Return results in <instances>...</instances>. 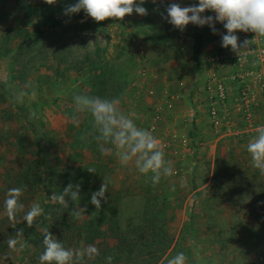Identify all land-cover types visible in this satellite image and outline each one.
Returning a JSON list of instances; mask_svg holds the SVG:
<instances>
[{"label":"rangeland","instance_id":"374dc122","mask_svg":"<svg viewBox=\"0 0 264 264\" xmlns=\"http://www.w3.org/2000/svg\"><path fill=\"white\" fill-rule=\"evenodd\" d=\"M76 2L0 0V195L12 182L8 177L4 182V166L18 165L19 152L35 164L43 136L48 175L92 167L99 186L109 178L108 191L119 190L123 231L142 218L146 200L163 202L160 212L173 243L158 264L179 252L186 264H264V175L246 150L256 128L264 125V103L255 106L257 120L255 114L245 119L238 106L237 68L225 61L224 68H216L230 71V84L226 99L216 103L221 118L216 124L210 111L219 95L209 87L211 65L191 58L193 31L205 32L218 52L223 49L219 37L209 25L175 28L163 18L168 5L152 0L142 5L147 15L133 12L98 23L81 10L58 25L52 22ZM78 94L118 98L121 110L134 112L136 125L160 141L175 175L153 184L151 173L121 164L115 149L102 155L90 134L92 117L81 114L79 126L72 122ZM51 195L46 193L48 199ZM251 236L263 242L244 244ZM32 252V245L13 251L11 264H29Z\"/></svg>","mask_w":264,"mask_h":264},{"label":"clouds","instance_id":"9594fccd","mask_svg":"<svg viewBox=\"0 0 264 264\" xmlns=\"http://www.w3.org/2000/svg\"><path fill=\"white\" fill-rule=\"evenodd\" d=\"M48 4L56 3V0H45ZM156 3L157 0H152ZM145 0H77L74 4H68L64 8V14L71 16L84 10L86 15L96 22H102L109 18L123 20L126 15L133 12L140 15H147L148 11L142 5ZM206 10L215 13V16L201 15ZM167 15L163 16L168 23L183 31L189 23L199 26L209 25L213 33H217L216 22L219 21L227 29L226 34H222V47L228 48L239 55L253 43V40L245 39L240 41L235 34L237 30L255 33V37H264V0H199L198 4L182 7L179 3H171L166 8ZM163 15V14H162ZM98 40L100 33L96 34ZM89 42L88 45L91 44ZM24 93L17 97L21 99ZM35 95V92H32ZM74 113L72 122L79 126L81 114H89L92 117V133L99 144L102 155H109L115 149V154L123 165L133 164L142 174H152L153 184L159 183L161 177H171L175 175L171 161L165 160L163 146L160 141L147 129L139 128L133 117L135 113L125 114L120 108L118 98H102L99 96H88L78 94L74 96ZM31 115H34L32 113ZM85 139V137H81ZM110 145V146H109ZM247 152L251 156L252 166L264 175V125L256 128V135L252 137L246 146ZM90 173H96L95 168L87 169ZM110 180L103 177V183L97 191L91 194L90 203L96 209L101 208V198L107 201L108 187ZM80 184L69 183L63 188L60 194L53 192L51 201L68 207V202H76L80 197ZM22 188L13 187L8 189L4 200L5 214L12 222V227H16V213L24 209L25 205L20 203ZM264 203V202H262ZM86 208H74L70 216L77 219L82 218V212ZM43 214V209L39 203L33 202L23 215V220L29 227L33 226L34 220ZM23 229L15 232V237H9L7 245L13 251H22L26 245L22 240ZM43 252L39 256L40 264H82L84 258L95 259L99 255V250L95 245H84L81 242L78 248H66L62 242L45 229L43 231ZM19 246V247H18ZM111 264L112 257H107ZM187 257L184 252L177 253L167 260V264H186Z\"/></svg>","mask_w":264,"mask_h":264},{"label":"trees","instance_id":"16d2710c","mask_svg":"<svg viewBox=\"0 0 264 264\" xmlns=\"http://www.w3.org/2000/svg\"><path fill=\"white\" fill-rule=\"evenodd\" d=\"M162 4L169 5L171 3L163 2ZM66 16L62 12L60 16L53 18L52 22L58 25ZM192 35L191 58L196 64H199L206 36L205 32L197 30L193 31ZM30 125L35 132L38 131L35 124ZM43 139L42 136L37 141L38 149L34 153L37 157L35 164L31 160L25 162V154L19 152L17 153L18 165L4 166L6 177L4 182L8 181V178H11L12 182L5 185V194L0 195V264H11L13 250L9 249L7 240L9 237H15V232L19 229H23L22 240L26 247L29 245L33 247L29 264H40L39 256L44 250L42 240L45 229L50 231L54 238L60 240L66 248H78L81 242L84 245H95L99 250V255L91 260L85 257L82 264H109L107 260L109 256L112 257L111 264H158L173 243L172 235L164 226L165 216L160 212L163 202L153 200L154 197L146 200L145 207L147 209L143 210L142 218L138 223L123 231L120 227L117 204L119 190L108 191L106 193L107 201L101 198V208L96 209L90 200L91 194L100 188L97 183H101V178L97 172L90 173L87 167H83L77 170H63L58 173V177L52 173L48 175L46 161L45 163L43 161L45 158L41 155L46 147ZM12 148L17 150L16 146ZM69 181L81 186L80 197L76 202L69 201L68 207H64L59 203H53L51 198H47L46 193L48 192L60 194L63 188L70 183ZM13 187L22 188L19 202L25 205L22 211L16 213L15 228L12 227V222L6 216L4 209L6 193ZM27 192L31 193L33 198L26 199L24 194ZM33 202L41 205L43 214L34 220L32 227H29L22 218ZM74 208H86V211L82 212V218L77 219L70 216V212ZM242 220L245 225L249 224V221L244 217ZM240 233L245 232L241 231ZM247 237L243 242L251 247L253 244L259 245L263 242L262 237L259 236H251V240L254 239L252 242L251 240L247 241L249 240Z\"/></svg>","mask_w":264,"mask_h":264},{"label":"built area","instance_id":"2783aa9c","mask_svg":"<svg viewBox=\"0 0 264 264\" xmlns=\"http://www.w3.org/2000/svg\"><path fill=\"white\" fill-rule=\"evenodd\" d=\"M157 2H168V3H179L182 7L191 6L193 4H198L199 0H157ZM201 15H211L215 16V13L206 10ZM216 29H218L219 26H223L222 23L219 21L215 24ZM227 29L224 28V32H218L217 36L219 37V40L222 39V34H226ZM239 40L242 42L245 39L253 40V43L249 46L248 49L245 50L244 54L239 57L236 53H234L231 50V46L228 48L222 47V51L217 52V55L214 59L215 61V67H221L223 65V62L225 61H232L234 63V66L237 69H242L244 71H250V75H254L259 79L262 87V91L264 92V38L260 39V42L253 39V33L252 32H243L240 30H237L235 33ZM247 64L248 69H243L244 65ZM253 71V73H251ZM248 76V75H247ZM247 76L240 75L239 73L236 75V77L239 78V81L241 82V91H240V102L238 104L240 111L244 115L245 119L252 120V117L254 113L256 112L255 109L258 105L261 103L254 98V92L253 89L247 80ZM219 95L217 99H214L212 102V108H211V116L213 118V121H215L216 124L220 122V117L218 115V109L216 107L217 101H219V98L224 101L226 99V86L221 84L219 86L218 92H216V96ZM256 106V107H255Z\"/></svg>","mask_w":264,"mask_h":264},{"label":"crops","instance_id":"0c3cea01","mask_svg":"<svg viewBox=\"0 0 264 264\" xmlns=\"http://www.w3.org/2000/svg\"><path fill=\"white\" fill-rule=\"evenodd\" d=\"M217 30H218L217 33H215V34L213 33L214 35H217L218 32H220V31L224 32V28L222 26H219ZM262 38H264V37H258V36L255 37V33H253V39L260 42V39H262ZM205 39H206V37H205ZM217 52H218V50L216 49L215 44L211 43V42H207V40H205V45H204V48H203V51L201 54L200 61L204 62L206 64L209 63L211 65V69L208 72V77H210L208 82H209V87L212 88V91H213L212 93L218 92L219 86L221 84H223V85H227V84L229 85L230 84L228 81L229 78L227 76L230 74V71L224 70V71H221V73H220V71L217 70L218 68L215 67L214 59L217 55ZM243 65H244V63H243ZM247 66L248 65L245 64L243 69L247 70L248 69ZM220 68H224L223 65ZM238 73L240 75H245V76L248 75L247 80L249 81V83L253 89L254 98L257 99L260 103H264V100H263L264 99V92L262 91V87H261V83H260L259 79L254 75L255 73L253 75H250L249 74L250 71H244L241 68L236 70V75ZM251 73H253V71ZM254 114L255 115L253 117V120L255 121V120H257L258 115H257V113H254Z\"/></svg>","mask_w":264,"mask_h":264}]
</instances>
